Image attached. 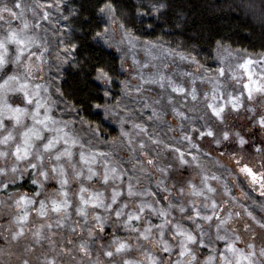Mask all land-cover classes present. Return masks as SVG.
Wrapping results in <instances>:
<instances>
[{"label": "rangeland", "instance_id": "rangeland-1", "mask_svg": "<svg viewBox=\"0 0 264 264\" xmlns=\"http://www.w3.org/2000/svg\"><path fill=\"white\" fill-rule=\"evenodd\" d=\"M63 1L59 0V3ZM2 2L11 7L14 0H2ZM18 2L21 8L16 11L20 15L18 18L9 17L10 27L21 29L26 22L29 27L25 30V34L32 40L30 48L25 52L22 65L16 69L21 80H27L29 89L39 92L41 102L50 108L49 115L57 121L69 122L66 130L74 134L83 144V148L80 145L73 148L75 161H79V153L84 151L87 154H95L96 162L91 165L95 171L103 173L105 166H115L120 173V178L114 180L110 178L107 185L97 177H93L92 180L84 179L83 186L87 189L84 196L88 197L92 192H102L105 201L111 202L115 188L120 195L117 197V204L113 205L114 208L127 204L125 211L135 213L141 203L151 205V208L146 207L141 213L139 222L133 221L141 230L149 227V224L153 226L161 224L162 218L152 209H168L171 203L168 218L192 231L198 240L202 238L205 242L204 246L189 245L196 252L198 264H219L217 251L225 250L226 240L217 238L218 231L220 236L231 238L235 247L242 250L244 254L255 251L256 256L253 259L259 264V261L264 259L260 257V250L264 248L255 249L257 240L254 241V237H250L253 235H244L246 243L244 245L241 243L240 235L234 227L239 219L231 211L242 208L243 223L248 222L249 225L262 231V234L257 230L254 231V234L261 235L262 238L264 227H261L257 221H264V195H261L258 185L254 187L250 179L240 172L238 163L222 158L220 161L212 158L200 149L197 141L205 135L209 136L207 135L209 129L214 133L213 136H209L214 141L223 140L224 132L237 135L239 128L231 124L235 122L240 125L248 121L250 127H256L259 130V136L264 142V127L259 123L260 118L264 117V93L254 91L252 98L248 99L245 88L246 84L251 85L250 77L251 80L264 84V53L253 54L219 44L214 49L213 66L208 69L196 63L192 57L171 49L160 41H142L134 37L121 27L115 15L109 17L99 10L104 27L94 40L117 55L119 71L123 76L119 83L120 93L117 102L105 104L97 109L103 121L117 132L115 139H104L95 127L83 122L59 94L61 72L69 58V51L59 45L55 32L59 8L48 7L49 4L56 3V0H18ZM45 12L48 13L46 19L43 18ZM8 27L9 25L4 21H0V35L5 34ZM15 47L14 44L9 45L10 57ZM31 53L35 55H30ZM248 60L252 62L241 67ZM24 65L29 67L30 75ZM9 67L15 68V65H9ZM221 68L224 69L223 75L219 72ZM161 75L164 77L165 87L163 88L159 82H153L159 81ZM96 81L104 89L108 87V83L104 80L96 78ZM37 85L40 86L38 89ZM173 85L186 89L187 96L173 92ZM193 89L197 96L195 100L191 96ZM232 96L239 97L242 102L243 106L238 110L231 109ZM8 99L13 105L24 106L22 93H10ZM207 104L226 105L223 121L211 113ZM41 112H44L43 108ZM26 122L30 124L31 120L28 119ZM5 123L11 125V121L6 120ZM136 125H141L142 128ZM201 133L204 135L201 136ZM46 135L51 134L46 133ZM186 136L190 137V140L186 139ZM157 140L159 143H154ZM141 142L145 145L144 150L140 148ZM3 147L0 145V148ZM177 148L184 153V160L189 163L181 162ZM101 153L109 154L107 165ZM193 156L197 158L195 161ZM149 157L153 158L152 165L147 164ZM261 157L264 159V156ZM24 163L26 161L21 162L17 171L13 172V159L9 157L7 164L0 159V168L6 169L4 173H0V196L1 192L7 191L8 187L27 179L33 189V193L28 194L6 192L9 198L0 199V217L7 212L12 223V230L8 234L7 252L24 253L31 250L28 245L34 242L39 243L40 238L42 240L50 237L52 239L50 241L56 240L57 243V246L53 243L56 249L54 247L49 250L56 255L58 264H77L79 250L75 239L81 236L79 232H87L77 227L75 232L77 237L73 238L71 231L74 221L80 220L75 211L79 204L80 179H73L69 186L72 201V207L69 209L70 218L62 221V227H56L57 214L52 212L50 207L46 217L40 216L37 209L41 200L50 205L51 199L61 198L57 194L60 185L55 179L44 181L35 169H25ZM82 167L87 172V165ZM171 167L185 172L178 174L176 181L179 184L171 183L167 170ZM251 167L254 170L260 169L261 164H252ZM206 176L209 179L205 183ZM213 176L218 179H212ZM226 177H230L229 183ZM33 180L42 181L43 186L40 182L33 183ZM129 183L133 185L137 195L128 196ZM171 184H177V187H172ZM192 185H195L197 190L203 189L205 195L193 194ZM206 185L214 188L215 192H209ZM225 185L229 189L227 192ZM181 188L184 190L182 193ZM21 196L33 199L36 203L25 205L21 202V206H18L17 201ZM260 198L263 199L260 200ZM211 200H215L219 205L215 215L210 206L204 207L205 204L210 205ZM245 203H247L246 208L243 206ZM181 206L185 208L183 213L179 210ZM193 207L200 208L204 215H211L212 219L195 218L192 213ZM25 211H27V220L18 221V217L23 216ZM190 213L194 219L188 218ZM96 214L102 217L103 226L113 234V240L119 238L131 245L128 252L114 255L112 264H122V259L129 258L137 261L138 264H151L152 257L162 258L163 264H170L171 261L176 260L186 262L190 259L187 255L179 256V244L183 237H173L172 232L167 229L164 239L172 246L171 252L168 253L164 252L161 245L157 243L159 233L156 227L151 228L150 241L142 237L137 240L136 232L130 231L117 220L114 214L109 215L103 208L89 206L90 225L95 224ZM59 215L63 217L64 213L61 212ZM49 223L53 225L51 229L47 227ZM21 227H23V235L13 239L12 234L19 231ZM167 228L171 229L172 225H168ZM37 232L41 235H34ZM25 239L28 240L24 242ZM96 241H99V244L101 242L100 239ZM41 249L47 250L45 247ZM67 249L72 251L68 252ZM1 255L2 251H0ZM210 256L216 258L209 261ZM241 264H247V261L241 260Z\"/></svg>", "mask_w": 264, "mask_h": 264}, {"label": "trees", "instance_id": "trees-1", "mask_svg": "<svg viewBox=\"0 0 264 264\" xmlns=\"http://www.w3.org/2000/svg\"><path fill=\"white\" fill-rule=\"evenodd\" d=\"M106 2L108 0H64L59 3L55 32L59 45L69 51V58L61 72L58 90L62 100L83 122L95 127L104 139H115L116 130L106 124L97 111L105 104L117 102L119 83L123 77L119 71L117 55L94 40L104 27L99 10ZM112 3L116 8L115 16L126 32L142 41H160L169 48L194 58L199 65L208 69L213 66L214 49L218 41L219 44L249 53H264V0H112ZM100 68L111 78L106 89L96 81ZM231 125L238 127L239 135L247 141L242 148L239 145V137L230 134L228 139L221 140L219 145L205 135L197 141L200 149L219 161L221 158L236 163L239 161L238 167L243 164L250 167L252 164H262L264 142L259 136V130L250 127L248 121L240 125L233 122ZM256 145L261 147L260 153L255 151ZM167 170L171 183L179 184L176 178L179 173L185 172L172 167ZM226 178L229 183L230 177ZM230 183L233 186V183ZM177 184L171 186L177 187ZM6 192L28 194L33 193V189L27 179L8 187ZM6 192H1L0 199L9 198ZM246 204L243 205L245 208ZM4 210L6 212V209ZM234 210L231 213H235L239 219L234 227L240 235L241 243H246L244 235H253L250 237H254V241L257 240L255 249L264 248V237L254 234L255 230L261 234L262 231L248 222L243 223L242 208ZM6 213L0 217V264H24L25 260L28 264H49L51 261H54V264L59 263L56 255L49 250L57 246L56 240L50 241V237L42 240L40 238L39 243L28 245L31 250L24 253L7 252L8 234L12 230V223ZM245 225L248 227L245 228ZM97 230L95 238L89 237L87 232L78 233L81 234L75 239L78 250V242L83 240L89 246L90 255H85L79 250L77 264H97V261L106 264L112 261L113 257L105 256L104 250L110 248L114 251L113 234L105 228L102 232ZM76 235L77 233L72 232L73 238H76ZM97 238L100 239V244L96 241ZM42 247L47 250H42Z\"/></svg>", "mask_w": 264, "mask_h": 264}, {"label": "snow or ice", "instance_id": "snow-or-ice-1", "mask_svg": "<svg viewBox=\"0 0 264 264\" xmlns=\"http://www.w3.org/2000/svg\"><path fill=\"white\" fill-rule=\"evenodd\" d=\"M163 5H160L162 7ZM48 7L59 8V0H56V3L49 4ZM21 4L18 0H14L11 7L8 6L7 3H3L0 0V21H4L7 25H9L5 34L0 35V145H3V148H0V159H3L5 164H7L9 157L13 159L12 171L16 172L19 168L21 162L24 163L25 169H35L38 176L43 177L44 181L49 179H55L58 181L60 187L57 189V194L61 197L60 199H51L50 205L46 204L44 200L39 201V215L42 217H46L50 210L57 214L56 219V227H62V221L70 218L69 209L72 207V201L70 199V184L73 179H80L81 187L79 189V204L76 206V214L80 217V220L74 221L71 231L73 233L76 232L77 227L81 229V231H87L89 237L95 238V232L98 228L101 232L104 230L103 219L99 214L94 216V225L89 224V206L92 208H103L105 212L109 213V215H113L120 221L126 228L130 231L137 233V240L141 237L144 240L152 239V227H156L159 238L157 243L161 245L162 250L166 253L171 252L172 246L171 244L164 239L166 229L172 232L173 237H183L180 240V251L179 256L184 257L188 256L190 259L188 261L176 260L171 261L170 264H198L196 252L193 248H191L190 244H199L200 246H204V240L197 239V236L187 229H185L182 225L174 220L169 219V211L171 209L172 204L169 203L168 209H155L152 210L157 213L158 216L162 218V222L159 225H151L149 227L143 228L141 230L140 227H137L133 221L139 222L141 220V213L145 211V208H151V205H147L144 203L140 204L138 211L135 213L126 212L125 208H127V204H123L116 208L113 205L117 204V197L120 195V192L113 189V195L111 197V202H106L104 195L102 192H92L88 197L84 196V193L87 189L83 186V180L88 179L92 180L93 177H97L103 181L105 185L108 184L110 178L117 179L120 178V173L118 172L117 167H107L105 166L103 173H99L95 171L91 165L96 162L95 154H87L84 151H80L79 153V161L74 160V152L73 148L76 145H80L83 148V144L81 141L71 132L67 131L68 123L63 121H57L51 115H49L50 108H47L44 103L41 102L39 98V92L33 91L29 89L27 80H21L20 75L16 71L22 63L25 52L28 51L32 40L30 37H27L25 34V30L28 29L29 25L25 22L23 24V28L16 29L10 27L11 20L9 17L18 18L20 13L16 11V9H20ZM159 10L158 8L156 9ZM100 12L107 14L109 17H112L116 13V8L112 3V0H108L101 8ZM48 13H44L43 18H47ZM123 27V24H121ZM107 30V29H106ZM219 45V41L217 42ZM14 44L15 51L13 55L10 57L9 45ZM30 55H35L31 53ZM30 58V57H29ZM182 58H184L182 56ZM194 60V58H193ZM195 62V61H194ZM251 60L245 62L241 67H245L247 64L251 63ZM198 63V62H196ZM9 65H15V68L9 67ZM25 69L28 71L30 75V69L27 65H24ZM221 75L224 73V69H219ZM97 79H102L105 82H110L109 74L104 71L103 68L99 69ZM164 77L161 75L159 77L160 86L165 87ZM251 85L246 84L245 88L248 92V99H251L253 96V92L264 93V84H260L255 80H251ZM40 86L37 85L38 89ZM172 91L176 93L185 94L187 96L186 89L173 85ZM22 93L23 94V105L19 104L13 105L9 102V94L10 93ZM107 94V93H106ZM192 99L195 100L197 98L195 89L191 92ZM215 99V97H214ZM31 106V107H30ZM226 105L222 104H207V107L211 110V113L223 121L224 119V108ZM242 105V102L239 97L232 96L231 97V109L238 110ZM44 109V112H41V109ZM30 119L31 123H27L26 121ZM11 121V125L5 123V121ZM259 123L262 127H264V117H261ZM138 128H142L141 125H136ZM144 130V129H142ZM46 133H50L51 135H46ZM204 133H201L203 136ZM207 135L213 136L214 133L209 129ZM229 133L224 132L223 138L228 139ZM239 137V145L241 148L243 145L247 143L243 136ZM190 140V137H185ZM151 139V137H150ZM154 143H159V141H154ZM216 144H220L221 141L219 139L215 140ZM171 147V146H169ZM141 150H144L145 145L143 142L140 143ZM177 152L180 153V160L182 163H189V161L184 160V153L180 151V149H176ZM255 151L260 153L262 151L259 145L255 146ZM191 155V153H189ZM101 156L104 157V163L107 165L109 163L108 153H101ZM235 155V152L233 153ZM197 158L193 156V160L195 161ZM239 163V161H237ZM154 163L153 158L149 157L147 160V164L152 165ZM82 165H87V172H85L84 167ZM264 162L261 164L260 169H253L248 164H243L240 167V172L244 173V175L250 179L252 185L259 186V190L261 195H264ZM6 171L5 168H0V173H4ZM22 174V173H21ZM212 179H218V177H211ZM205 183L209 177H205ZM41 183L42 181L33 180V183ZM6 187V185H5ZM193 194L205 195L204 190H197L195 185H192ZM207 190L209 192H215V189L210 185H206ZM167 191V189H166ZM184 190L181 188L180 192L182 193ZM225 191H229L227 185H225ZM39 195V193H37ZM137 195L134 191L133 185L129 183L128 185V196L132 197ZM156 195V193H153ZM205 199H208L205 197ZM21 202L25 205L35 204L36 201L33 199L26 198L21 196L17 201V205L21 206ZM211 207L213 215L216 213V209L219 207L215 200H211L210 205L205 204L204 207ZM182 213L185 212V208L183 206L179 209ZM63 212L64 216L61 217L59 214ZM192 213H194L195 218H202L205 220H211V215H204L200 208L193 207ZM239 215V214H237ZM249 215H251L249 213ZM193 215L189 214V219H194ZM28 218L27 211H25L23 216L18 217V221H26ZM224 223V221H221ZM261 227H264V221H257ZM172 225L171 229H168V225ZM43 227V225H42ZM49 229L53 227L51 223L47 225ZM197 227H199V223H197ZM248 226L245 225V228ZM219 229V226H218ZM23 235V227L12 234L13 239H18ZM34 235L40 236L41 233L37 232ZM218 239L226 240L224 251L218 252L217 255L219 258V264H241V260L247 261V264H257V261L253 259L256 256L255 251L244 254L242 250L235 247V243L231 238L226 236H220L218 231ZM238 239V237H236ZM69 243H73V241H69ZM115 244L114 251L110 248H105L104 255L112 258L116 254L126 253L131 249V245L125 241L116 238L113 242ZM103 247V246H102ZM249 247H254L249 245ZM80 252L85 255H90V249L88 244L81 240L79 244ZM68 252H71V249H67ZM260 257L264 258V249L260 250ZM216 257L210 256L209 261L214 260ZM24 264H28V261L25 260ZM49 264H54V261L49 262ZM97 264H100L97 261ZM109 264H112L111 260ZM122 264H138L137 261L132 259H122ZM151 264H163L162 258H151ZM259 264H264V259L259 261Z\"/></svg>", "mask_w": 264, "mask_h": 264}]
</instances>
